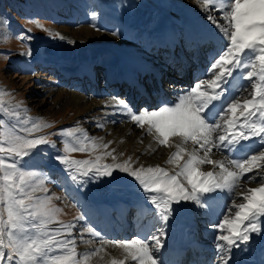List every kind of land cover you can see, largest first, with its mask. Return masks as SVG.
Instances as JSON below:
<instances>
[{"label":"snow or ice","instance_id":"6c2138e0","mask_svg":"<svg viewBox=\"0 0 264 264\" xmlns=\"http://www.w3.org/2000/svg\"><path fill=\"white\" fill-rule=\"evenodd\" d=\"M197 3L226 45L209 64L210 78H197L190 88L179 89L174 101L154 108L134 109L118 97L113 98L116 103L105 104L146 129L159 145L172 147L178 141L166 161L173 170L138 164L131 156L120 161L110 141L91 137L78 126L41 134L52 125L40 117L23 119L21 111L28 110L20 102L0 99V129H6L0 131V264H87L90 255L102 251L95 248L81 258L77 244L90 243L86 236L103 239L101 231L83 212L70 222L59 220L62 209L41 179L50 177L27 165L36 154H47L43 146L56 149L52 158L78 188L115 179L121 172L151 206L152 220L143 235L110 241L122 257L110 264H168L163 250L171 222L192 206L211 214L221 197L229 202L207 225L214 233L215 264H232L235 250L249 245L254 235L264 238V0ZM96 15L91 13L93 20ZM91 26L113 37L121 35L119 30L109 33L95 23ZM19 38L33 37L21 33ZM56 38L65 40L59 33ZM22 54L31 56L32 51ZM5 94L0 90V97ZM52 135L62 139V148ZM74 152L92 155L77 159ZM214 152L225 155L213 159ZM109 157L112 162H105ZM203 165L211 169L204 171ZM242 181L258 186L245 187Z\"/></svg>","mask_w":264,"mask_h":264},{"label":"rangeland","instance_id":"374dc122","mask_svg":"<svg viewBox=\"0 0 264 264\" xmlns=\"http://www.w3.org/2000/svg\"><path fill=\"white\" fill-rule=\"evenodd\" d=\"M59 1L62 2V5L53 3L52 9L41 10L44 12H37L36 10L30 12L16 10L13 12L12 8L4 5L9 20L14 25L4 22L0 24V90L6 93L0 99L12 103L20 102L28 110L27 112L21 111L23 119L29 116L40 117L44 122L52 125L50 128L42 129L41 134L53 133L60 128L78 126L86 130L91 137L101 138L105 143L110 141V149H115V154L120 161L131 156L133 161L138 162V164L145 166L161 165V161L157 158L159 153H155V151L161 152L162 150L158 148L157 144L153 145L145 142L139 147L130 143L123 150L119 149V153L117 152V148L123 139L119 131L122 127H132L129 125H132L133 122L130 119H119L116 114L114 115L112 108L105 107V104H112L110 101H116L113 99L114 97L125 99L128 88L124 84L119 91L120 86L115 82L108 86L106 77L111 78V73L115 75L113 68L109 65L112 63L119 65L120 69L124 71L128 67L120 65L122 56H128L131 53L138 55L139 58L141 56L147 62L150 61V65H152V63H157L156 59L149 58L155 56L153 50L158 52L164 49L153 46L151 50H148L150 46H147L146 43H152L157 40V37L159 40L164 33L171 31L173 32L172 35L174 36L175 33L178 38L177 42H179L181 35V38L187 36V41L184 38V44H187L189 37H194V35L188 36L186 33L191 28L190 25L194 26L191 24L192 17L205 23L204 30L209 27L213 28L214 25L206 20V14L200 10L197 0ZM93 12L97 14L95 20L91 16ZM213 14L218 15L217 13ZM164 18L167 20L164 21L166 23L162 22ZM93 23L107 29L109 33L119 30L121 35L113 37L110 34H104L103 31L95 30L91 26ZM38 24L43 25L49 31L45 32L42 28L37 27ZM173 24L174 29H171ZM180 27H183L181 32L180 29L178 30ZM27 29H31V33H26L25 30ZM21 33L31 35L33 38L22 40L19 38ZM57 33L63 35L65 40L56 38ZM144 34L146 35L144 36ZM215 35H217V32ZM198 37L196 41L198 47L199 43L201 47L203 44L208 43L203 46V50L206 51L204 54L211 53L216 48L222 50L220 44L215 41L219 39L218 36L217 38L203 37V42ZM69 41H76V43H70ZM191 41H194V39ZM166 47H171V44L167 43ZM29 48L32 55H23L22 53L27 52ZM173 51L174 47L171 52ZM184 51L188 52L186 48H184ZM201 52H196V55L199 56L198 60ZM198 60L195 58L192 61L194 65L191 74L195 78L197 75L194 74V71L198 69L200 64ZM44 65L46 67L49 65V67L44 69L42 68ZM91 69L95 73V76L91 78L94 81L93 85L92 82H88L89 76L92 75ZM76 71H79L80 74H77ZM85 71H90L89 76ZM62 73L73 74L70 84L58 80L59 77H65ZM82 75H85V77L82 78ZM192 77L185 79V81L189 80L190 85L185 87L184 85L187 83L182 81L180 86L173 88L171 91L178 92L179 89L190 88L196 82V80L190 81ZM205 77L210 78L208 74L203 76V79ZM127 85L129 88L132 86L130 82ZM98 90H100V93H98ZM78 95L83 99L80 105L77 104L80 101ZM143 96L145 97V95ZM92 101L101 102L102 107L93 105ZM127 101L129 104L134 103L133 100L127 99ZM134 108L146 107L136 101ZM148 108L154 107L148 106ZM98 124H103V127H97ZM136 128L139 129L137 126ZM4 130L6 129H0V131ZM50 138L57 147H63V141L60 137L52 135ZM134 151L136 152L134 153ZM43 152L47 154H36L33 159L27 160V165L46 172L50 177V179L46 177H41V179L46 181L45 187L49 189L48 194L53 197V203L62 209L58 219L67 223L83 212L87 215L88 222L101 231L103 235V239L86 236L85 239H88L90 243L77 244V250L82 254L81 258H83L84 253L91 252L95 248L102 249V251L90 255L87 264H97L99 256L111 253L114 245L110 241L132 238L137 234L138 227L134 226L138 216L136 207H138L140 200L145 205H148V203L131 178L124 173L116 172L115 179L103 180L99 183L88 184L84 188H78L68 178L63 168L52 158L56 154V149L43 146ZM71 155L77 159H87L92 154L74 152ZM105 162L111 163V158L109 157ZM241 183L245 187L258 186L256 182L242 181ZM243 190V188L239 189V191ZM111 193L114 198L109 201L108 195ZM116 193L121 198H115ZM224 199V197L219 199L221 204L224 203ZM105 205L108 207L106 212ZM118 205L123 206L121 207L123 213L119 212L120 209H117ZM179 216L181 219V223H178L179 229L177 231L173 229L172 231L171 226L176 223L174 221L171 222L168 228L169 236L166 244L168 247L166 251L163 250V257L166 261L171 260L173 256L167 251L177 249V246L185 241V234L180 228L186 227L188 222L191 223L193 228L191 232L194 237L190 234V238L193 237L192 241L205 247L212 244L210 229L207 225L210 222V217H217L215 211L207 214L204 210L192 206ZM108 220L111 221L112 229L106 225V221L109 225ZM80 223L83 224V222ZM128 226H131V229L127 231ZM110 233L113 234L110 235ZM173 237L174 239H172ZM260 247L263 249L264 244ZM182 249L181 264L187 262L194 264L196 259L208 255L207 250L205 252L202 247L198 248L197 245L184 246ZM168 253L171 254V257ZM262 254L264 255V249L258 257L259 260L264 262V257L261 258ZM258 259L257 264H259Z\"/></svg>","mask_w":264,"mask_h":264},{"label":"bare ground","instance_id":"6f19581e","mask_svg":"<svg viewBox=\"0 0 264 264\" xmlns=\"http://www.w3.org/2000/svg\"><path fill=\"white\" fill-rule=\"evenodd\" d=\"M164 21H167V20L164 18L162 22L163 23H166ZM191 24H193L194 26H190L191 28H189L188 32L186 31V33L188 34V36H193V35L196 36V37L199 36L198 38L202 42H203V38H202L203 33H205V32H207V33H213L212 34V36H213L217 32V30L215 29V26H213V28H211V27L208 28L207 27L208 29L207 30H204L205 29V23L199 22V21H197V19H193V17H192ZM197 30L199 32H196ZM210 30H212V31H210ZM172 34H173V32H171V31L169 33H164L163 36H161L159 40H154L150 44L149 43H146L147 46H150L148 48V50H151V48L153 46H159L162 49L167 48L166 47L167 43H171L170 40L173 39ZM145 35L146 34H144V36ZM171 36H172V38H171ZM217 36L218 35H215L212 38H217ZM218 40H215V41L218 42L222 48L224 46H226L225 43H224V41H223V39L219 38ZM164 44H165V46H164ZM144 48H147V47H144ZM219 51L220 50L216 48V49H213V51L211 53H208V54L207 53L204 54L203 51L201 53H199L200 54V59L199 60L201 62H202V60H204L205 62L203 64L200 62V67H198L197 77L196 78L195 77H192V79L190 78V81L197 80V78L203 79V76H205V73L208 74L207 69L209 67V64L212 61L213 57L216 56V55H218ZM160 52H161V50L158 51V53H160ZM121 62L122 63L120 65H122L123 67L124 66L125 67H128L124 71H125V73H128L129 78L131 80H133V81H134V79H133V72L135 73L136 71L137 72L135 74H138V75L141 72H143V73H147V74L158 75L159 78H162L164 76L163 75V72H164L165 66L160 65L158 63H152V65H150V61L147 62L146 60H143V58H141V56L139 58V56L136 55V54H134V53H131L128 56H122ZM188 63H189V67H191L192 66L191 65L192 62L188 61ZM48 67H49V65H48ZM48 67H46L45 65L42 66V68H44V69H46ZM109 67L113 68L115 75H113L111 73V79L108 80V86H110L111 84H113L115 82L118 86H120L119 87V91H120L121 88H122V85L124 83H127L126 80H130V79H128L127 74H125V75L122 74V70L120 69L119 65H116V64H113L112 63V64L109 65ZM52 72H54V71H52ZM62 75H65V77H62V78L59 77L58 80H60V82L63 81L65 83L70 84L71 83V78L73 77V74L71 75V73H62ZM84 77H85V75H82V78H84ZM185 82L188 83L189 80L188 81H185ZM130 83L132 84V82H130ZM133 87L134 86L132 84V88ZM99 91L100 90H98V93H100ZM87 92H89V90H87ZM178 92H179V90H178ZM178 92L177 91L168 92L165 95V98L163 100L165 102L174 101L176 99V96L178 95L177 94ZM78 98H80V101L77 104L80 105L81 104V101L83 99L79 95H78ZM150 99L151 98L149 97V98L146 99V101H144L145 103H147V105L149 107L153 106L154 105V101H155V100H150ZM110 102L113 104V103H116L117 101H110ZM92 104L95 105V106H101L102 107L101 102H99V101H92ZM102 104H103V102H102ZM160 104H162V103H160ZM115 114H116V117H118L119 119H128L129 120V118H127V117L119 114V112H116ZM133 125H135L134 122L132 123V125H129V126H132V127H128V126L126 128L122 127V129L119 131V133L122 134V138H123L122 139V142L123 143L121 142V144L117 148V152L119 151V149L120 150L121 149L123 150L124 148H126L130 143H133V145H137L139 147H141L145 142H149V143H151L153 145L154 144H157L158 148L162 150L161 152L155 151V153H159V154H157L158 155L157 158H158L159 161H161V163H160L161 166L166 167V168H168L170 170H173L174 169V165L167 164L166 161H167L169 155L172 152H175L176 151L175 143H178V141H174L172 147H168V146L162 147L161 145L159 146L158 142H155L153 140V138H152L151 135H147L146 134V129H141V128L138 129V128H136V126H133ZM188 147L190 149L191 148V144H189ZM135 152L136 151H134V153ZM166 152H168V153L166 154ZM222 155H225V154H222L220 152H214V154L212 155V158L213 159H220L222 157ZM165 158H166V160H165ZM164 160H165V162L162 163V161H164ZM210 169H211V165H203L202 166V170H204V171H207V170H210ZM108 197H109V201L114 198V196L112 195V193L110 195H108ZM119 197L121 198V196L117 195V193H116L115 198H119ZM119 200H121V199H119ZM228 202L229 201H227L226 199H224V203H222V204H221V201H219V200L216 201V202H214V204H213V211H215V213L218 215L221 212L222 206L225 203H228ZM142 205H143V207H141ZM117 207H118L117 209H120V211L119 210L118 211L123 213V211L121 209V207H123V206L118 205ZM107 208L108 207L105 205V207H104L105 212H106ZM136 208L138 209V216H137V218H136V220L134 222L135 223L134 226H137L138 227V232L137 233H140L141 235H143L145 229L148 227V225L150 224V222L152 220V216L149 214V210H150L151 206L150 205H145L140 200L139 203H138V207H136ZM150 216H151V218H150ZM211 219L212 220H215L216 218H211ZM180 220H181L180 219V216H177L173 220L177 224L174 223L171 226L172 231H173V229H174V231L175 230L177 231V229H179L178 225L181 223ZM108 222H109V225H111V223H110L111 221L108 220ZM126 229L128 231L129 229H131V226H128V228H126ZM180 229L185 234V241H182V243L177 246V249H169L168 250V252L173 255L172 258H171V260L167 261L168 264H175V262H176V264H181V258H182L181 255H182V251H183L182 247H184V246L190 247V246H193V245H197L198 248L202 247L205 252L208 251L207 252L208 255H206V256L203 255V256H201L200 259H196L194 264H215V261L218 258H217L216 250H215V247H214V242H213L214 233L212 232V230L210 229V234H211L210 236H211L212 244H210L209 246L205 247L202 244H201L202 246H200L199 243H197L195 241H192V238L194 237V235L191 232V230L193 228L191 227V223L190 222L187 223L186 227H182ZM112 234L113 233H110V235H112ZM190 234H191V236H193L192 238H190L191 237ZM172 239H174V237ZM262 244H264V238H262L259 235H254L253 236V239H252V241L250 242L249 245H244V246H242L241 249L235 250L234 261L232 262V264H248V263L249 264H257L256 261H257L258 257H260L259 255L262 253V251L264 249V247H263V249H262V247H260ZM209 255H210V257H209ZM263 257H264V255L262 254L261 258H263ZM112 258H122L121 257V250L118 249V248L116 249L115 246H114V249L112 250L111 253H109V254L106 253V254H104L102 256H99L98 261H97V264H110ZM177 260H179V262H177ZM258 262H259V264H262L263 261H261V260L258 259ZM186 264H192V263L191 262H187ZM263 264H264V262H263Z\"/></svg>","mask_w":264,"mask_h":264},{"label":"trees","instance_id":"16d2710c","mask_svg":"<svg viewBox=\"0 0 264 264\" xmlns=\"http://www.w3.org/2000/svg\"><path fill=\"white\" fill-rule=\"evenodd\" d=\"M62 5V2L59 0H0V24L8 23L12 26L14 23L9 20L7 11L4 9V5L13 9V12L16 10H21L22 12H30L31 10H36L37 12H44L41 10L52 9L51 6L54 4Z\"/></svg>","mask_w":264,"mask_h":264}]
</instances>
